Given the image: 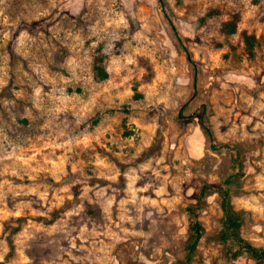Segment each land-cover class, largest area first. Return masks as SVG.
<instances>
[{
    "label": "rangeland",
    "instance_id": "rangeland-1",
    "mask_svg": "<svg viewBox=\"0 0 264 264\" xmlns=\"http://www.w3.org/2000/svg\"><path fill=\"white\" fill-rule=\"evenodd\" d=\"M226 190L264 250V0H0V264H259Z\"/></svg>",
    "mask_w": 264,
    "mask_h": 264
},
{
    "label": "trees",
    "instance_id": "trees-1",
    "mask_svg": "<svg viewBox=\"0 0 264 264\" xmlns=\"http://www.w3.org/2000/svg\"><path fill=\"white\" fill-rule=\"evenodd\" d=\"M224 30L227 32H235L236 31V24L234 22H227L224 24ZM246 44L249 48H253L252 41L254 40L253 36L246 35L245 36ZM96 69L101 73V76L107 77L108 73L105 71V69L101 66H97ZM208 185H205L200 190V195L204 196L208 193ZM223 196V202H222V208L225 214V220H226V226L231 228L233 230V238L240 244L241 251H245L249 254H251L259 264L264 263V250L258 247L253 246L252 244L245 242L243 239L240 238L239 232H238V223H237V212L234 210L233 206L231 205L229 201V193L227 190L222 193ZM189 214H191V226L188 233V239L187 244L191 251L195 250L198 244V241L201 237V231L202 226L198 219H196L195 216L192 217L193 212L189 211ZM188 264V263H185Z\"/></svg>",
    "mask_w": 264,
    "mask_h": 264
}]
</instances>
